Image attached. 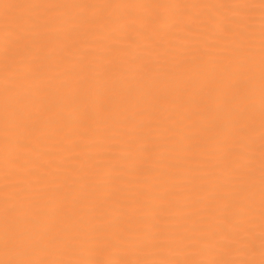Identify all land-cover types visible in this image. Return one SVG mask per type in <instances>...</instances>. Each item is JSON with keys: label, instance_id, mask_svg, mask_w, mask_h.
Wrapping results in <instances>:
<instances>
[{"label": "snow or ice", "instance_id": "snow-or-ice-1", "mask_svg": "<svg viewBox=\"0 0 264 264\" xmlns=\"http://www.w3.org/2000/svg\"><path fill=\"white\" fill-rule=\"evenodd\" d=\"M0 264H264V0H0Z\"/></svg>", "mask_w": 264, "mask_h": 264}]
</instances>
